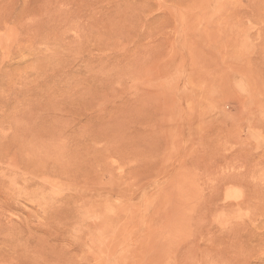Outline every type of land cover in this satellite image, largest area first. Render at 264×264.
Segmentation results:
<instances>
[{"label":"rangeland","instance_id":"obj_1","mask_svg":"<svg viewBox=\"0 0 264 264\" xmlns=\"http://www.w3.org/2000/svg\"><path fill=\"white\" fill-rule=\"evenodd\" d=\"M0 264H264V0H0Z\"/></svg>","mask_w":264,"mask_h":264}]
</instances>
